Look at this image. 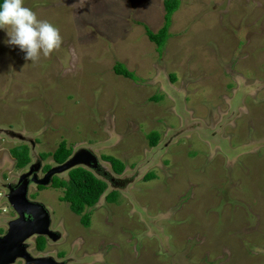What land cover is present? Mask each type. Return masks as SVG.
Masks as SVG:
<instances>
[{
    "label": "rangeland",
    "instance_id": "obj_1",
    "mask_svg": "<svg viewBox=\"0 0 264 264\" xmlns=\"http://www.w3.org/2000/svg\"><path fill=\"white\" fill-rule=\"evenodd\" d=\"M179 1L161 53L144 25L162 26V0H24L63 38L35 64L0 29V220L16 217L6 185L25 169L10 155L20 144L33 162L61 141L88 149L117 183L97 175L107 189L86 209L89 227L62 189L29 187L61 235L45 248L58 261L264 264V0Z\"/></svg>",
    "mask_w": 264,
    "mask_h": 264
},
{
    "label": "trees",
    "instance_id": "obj_2",
    "mask_svg": "<svg viewBox=\"0 0 264 264\" xmlns=\"http://www.w3.org/2000/svg\"><path fill=\"white\" fill-rule=\"evenodd\" d=\"M2 4V0H0ZM179 0H162L163 6V24L156 31L152 32L147 26L144 25L145 35L148 40L153 43L156 47V51L161 53L167 39L169 38V27L171 24V17L175 11L179 8ZM113 72L122 76L126 79H133V73L129 71L122 63H116L113 66ZM156 100L158 98H155ZM159 135L156 132L148 134V142L151 147H155L158 144ZM73 153L71 147L67 145L65 141H61L56 149L50 153L40 154V159L45 160L51 157L55 165L64 163ZM10 155L15 161V168L24 169L31 163V157L29 155V147L26 144H20L10 149ZM103 161L109 164L110 169L116 175H121L125 169L119 159L112 156H100ZM51 165H45L44 171L51 168ZM92 172L83 167H75L68 172L67 179H61L58 176H54L52 179L51 187L55 189H62L63 194L60 200L67 203L71 212L79 216V222L83 227H89L90 225V214L86 212V209L94 207L101 196L107 189V184L104 180L97 177L99 174ZM153 174L149 173L143 179L145 181L151 180ZM43 189L45 187H38ZM117 193L111 191L105 197L108 202H116ZM44 245V238L38 237L37 239V250L40 251ZM60 255V254H59Z\"/></svg>",
    "mask_w": 264,
    "mask_h": 264
},
{
    "label": "water",
    "instance_id": "obj_3",
    "mask_svg": "<svg viewBox=\"0 0 264 264\" xmlns=\"http://www.w3.org/2000/svg\"><path fill=\"white\" fill-rule=\"evenodd\" d=\"M20 140L24 138L18 134H11ZM34 143L31 142L33 148ZM75 167H83L90 171L97 172L101 167L99 159L90 150L81 148L62 164L49 168L44 175L39 178L37 172L41 168L39 160L28 166V170L21 173L15 184L6 185V199L16 214V218L8 222L7 233L0 237V264H13L16 259L25 260V264H64L57 262L51 256L34 258L27 251L26 240L34 236H45L52 242L60 239L58 232L50 229V215L44 205L37 201L29 200L28 190L31 184L47 187L52 183L54 176L66 173Z\"/></svg>",
    "mask_w": 264,
    "mask_h": 264
},
{
    "label": "clouds",
    "instance_id": "obj_4",
    "mask_svg": "<svg viewBox=\"0 0 264 264\" xmlns=\"http://www.w3.org/2000/svg\"><path fill=\"white\" fill-rule=\"evenodd\" d=\"M0 29L7 32L9 45L18 46L25 60L38 63L61 49L60 30L24 5V0H2L0 4ZM7 200V199H6Z\"/></svg>",
    "mask_w": 264,
    "mask_h": 264
},
{
    "label": "flooded vegetation",
    "instance_id": "obj_5",
    "mask_svg": "<svg viewBox=\"0 0 264 264\" xmlns=\"http://www.w3.org/2000/svg\"><path fill=\"white\" fill-rule=\"evenodd\" d=\"M37 160H39L40 162H41V168L39 169V171L37 172V175H38V177L39 178H41L43 175H44V173L46 172V171H44V166L45 165H42V160L41 159H37ZM36 160V161H37ZM32 163H34L33 161H31V163L30 164H32ZM29 164V165H30ZM28 165V166H29ZM28 166L27 167H25V169H24V171H22V173H24V172H26L27 170H28ZM54 166V165H53ZM20 170V169H19ZM41 175H40V174ZM98 173L99 174H101L102 176H105L106 178H107V180L109 181V185H111V186H114L115 184H117L116 182H115V180L112 178V177H110L104 170H103V168H102V166L99 168V170H98ZM17 182V181H16ZM33 184H31L30 186H32ZM29 186V187H30ZM33 186H35V188L36 189H38L39 190V186H36V185H33ZM41 187V186H40ZM32 196H34V195H32ZM32 199H34V197H32ZM30 200V199H29ZM16 215V214H15ZM16 218V217H15ZM14 219V218H13ZM12 220V219H11ZM2 223L0 224V237H2V236H4L6 233H7V230H8V222L10 221H2V220H0ZM35 237V239H34V249L37 251V254L36 255H33L31 252H29V246H30V239H32L33 237H31L30 239H28V240H26L25 242H26V244H27V251L31 254V256L32 257H34V258H40V257H43V256H49V255H47V254H45V248H46V245H47V241L49 240V239H47L45 236H34ZM38 237H43L44 238V245H43V248L40 250V251H38L37 250V248H36V246H37V239H38ZM50 241V240H49ZM58 241V240H57ZM52 242V241H51ZM44 252V253H43ZM57 255H58V253L57 254H55V257H57ZM52 257V256H51ZM55 259V258H54ZM58 257L55 259L57 262H61V260L60 261H58ZM65 261V260H64ZM63 261V262H64ZM13 264H25V260H23V259H16V261L13 263ZM64 264H66V262H64Z\"/></svg>",
    "mask_w": 264,
    "mask_h": 264
}]
</instances>
